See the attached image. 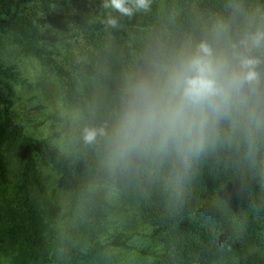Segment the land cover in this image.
<instances>
[{"label":"trees","instance_id":"obj_1","mask_svg":"<svg viewBox=\"0 0 264 264\" xmlns=\"http://www.w3.org/2000/svg\"><path fill=\"white\" fill-rule=\"evenodd\" d=\"M78 1L0 0V33L18 37L25 53L63 79L64 103L80 110L92 127L112 124L130 76L151 70L161 55L215 39L218 21L230 26L234 42L264 25L257 11L262 0H192L195 8L183 4L180 11L150 0L147 11L112 12L115 27L107 16L89 19L81 4L74 11ZM35 3L54 26L77 24L83 30L91 50L87 59L69 65L57 60L24 12ZM21 82L19 71L0 62V234L13 250L12 264H90L102 260L109 247L128 242L102 243L93 222L56 230L63 216L48 194L41 167L56 172L58 187L70 193L75 206L85 202L91 218L103 203L93 186L129 192L144 223L161 236L155 264H264V129L250 141L225 124L186 173L172 156L137 159L113 171L103 140L101 149L76 156L31 136L13 112L15 84Z\"/></svg>","mask_w":264,"mask_h":264},{"label":"clouds","instance_id":"obj_2","mask_svg":"<svg viewBox=\"0 0 264 264\" xmlns=\"http://www.w3.org/2000/svg\"><path fill=\"white\" fill-rule=\"evenodd\" d=\"M122 15L147 11L150 0H105ZM115 27L117 21L109 18ZM223 20L215 39L188 44L130 76L110 126L84 129L86 144L104 141L113 171L146 157L172 156L186 173L225 131H242L250 141L264 129V25L232 41ZM181 189L179 178L177 190Z\"/></svg>","mask_w":264,"mask_h":264},{"label":"rangeland","instance_id":"obj_3","mask_svg":"<svg viewBox=\"0 0 264 264\" xmlns=\"http://www.w3.org/2000/svg\"><path fill=\"white\" fill-rule=\"evenodd\" d=\"M104 3L105 0H79L73 6L75 11L81 4L83 14L89 19L115 17L112 12L117 11L105 8ZM183 4L195 8L192 0H161L163 8L173 5L177 11ZM132 6L133 2L129 0V7ZM257 11L264 16V0L257 5ZM24 12L37 25L43 43L54 51L62 64L77 63L91 54L86 45L87 37L77 24L65 28L54 26L45 19L37 3L25 6ZM0 62L21 74L22 82L15 84L13 112L15 119L31 136L48 139L66 155L81 156L92 147L101 149L100 140L94 144L84 142V129L92 126L80 110L64 103L63 79L37 58L25 53L22 43L13 34L0 33ZM260 67L264 69V64ZM40 171L48 186V194L52 195L63 216L54 226L56 230L64 232L93 222L100 230L98 237L102 243L128 240L126 246L109 247L102 260L90 264H155L158 261L161 236L156 235L155 227L144 223L138 207L129 201V192L112 190L106 185L93 186L103 203L96 206L99 214L91 218L84 211L85 202L75 206L70 193L58 187V176L52 168L41 167ZM5 238L0 234V264H12L13 250L8 241H3Z\"/></svg>","mask_w":264,"mask_h":264}]
</instances>
